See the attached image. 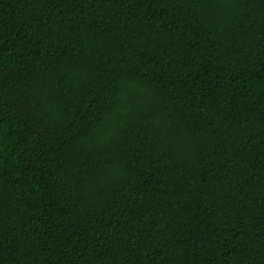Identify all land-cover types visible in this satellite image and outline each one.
I'll return each mask as SVG.
<instances>
[{"label": "trees", "instance_id": "1", "mask_svg": "<svg viewBox=\"0 0 264 264\" xmlns=\"http://www.w3.org/2000/svg\"><path fill=\"white\" fill-rule=\"evenodd\" d=\"M0 264H264V0H0Z\"/></svg>", "mask_w": 264, "mask_h": 264}]
</instances>
